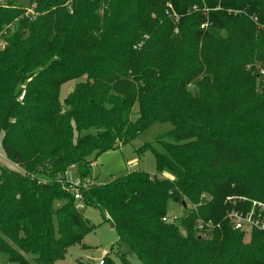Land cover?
Masks as SVG:
<instances>
[{
    "label": "trees",
    "instance_id": "1",
    "mask_svg": "<svg viewBox=\"0 0 264 264\" xmlns=\"http://www.w3.org/2000/svg\"><path fill=\"white\" fill-rule=\"evenodd\" d=\"M2 33L1 144L16 166L0 165L7 264H56L94 231L55 176L71 166L90 176L89 156L155 122L172 124L156 140L166 151L155 152L156 173L80 192L116 232L121 264L129 253L144 264H264V229L226 218L240 207L228 197L264 204V0H7ZM19 133L34 151L13 145ZM40 153L44 170L33 165ZM37 172L50 178L37 182ZM200 221L213 229L199 235Z\"/></svg>",
    "mask_w": 264,
    "mask_h": 264
},
{
    "label": "rangeland",
    "instance_id": "2",
    "mask_svg": "<svg viewBox=\"0 0 264 264\" xmlns=\"http://www.w3.org/2000/svg\"><path fill=\"white\" fill-rule=\"evenodd\" d=\"M7 0H0L5 3ZM20 1V0H16ZM27 12H31L30 9ZM26 12V13H27ZM223 34V33H222ZM5 33L0 34V49L5 43ZM258 65V62L255 64ZM262 78V77H261ZM75 81H69L60 87L59 99L61 106L65 108L63 100L65 96L74 88ZM188 91L191 95L197 91L196 86L189 85ZM22 96L19 97L21 101ZM136 111V109L134 110ZM172 129L170 122H155L141 131L133 140L119 146L116 149L105 151L96 157L89 156L90 177L93 182L105 183L111 178L131 172L134 170L145 171L149 174L156 173L155 152L165 154L164 148L156 141L159 136L167 133ZM2 135L0 134V165L8 169H15L16 166L11 163L5 156L2 144ZM13 145L24 153H30L35 143L22 133L14 134L12 139ZM147 147H144V146ZM37 153V152H36ZM41 153L34 155V167H42L40 164ZM44 170V169H43ZM19 171L22 173L21 169ZM3 174L0 175L2 177ZM37 182L49 179L48 175L37 172L33 174ZM58 205V203H57ZM56 206V204H55ZM169 213L182 215L183 208L176 202H169ZM81 215L87 217L95 225L94 231L85 235L81 242L73 244L67 249L65 257L58 260L56 264H98L104 256L111 258L115 263L121 264L116 250L117 235L107 220L103 219L99 208L92 205L83 206L79 209ZM250 237L246 234L243 239L244 243L250 242ZM128 264H144L135 254L127 255ZM0 264H7L6 255L0 254Z\"/></svg>",
    "mask_w": 264,
    "mask_h": 264
},
{
    "label": "built area",
    "instance_id": "3",
    "mask_svg": "<svg viewBox=\"0 0 264 264\" xmlns=\"http://www.w3.org/2000/svg\"><path fill=\"white\" fill-rule=\"evenodd\" d=\"M75 167L71 166L63 174H57L55 180L62 185L63 188L70 191L76 201L75 207L77 209L82 208L81 190L86 189L88 186L93 184V180L90 176L79 177L75 175ZM226 201L232 202L233 204L240 205V207L232 208L226 215V218L230 221L234 229L241 231H250L252 229H264V204L257 201H251L248 209H244L241 205L245 201V198L240 197H228ZM173 218H162V221L171 222ZM214 225L207 221L205 223L199 222L196 226L199 235L207 233L212 230ZM104 260L100 259L98 264H103Z\"/></svg>",
    "mask_w": 264,
    "mask_h": 264
},
{
    "label": "water",
    "instance_id": "4",
    "mask_svg": "<svg viewBox=\"0 0 264 264\" xmlns=\"http://www.w3.org/2000/svg\"><path fill=\"white\" fill-rule=\"evenodd\" d=\"M184 204V203H183ZM198 238H200V236H198Z\"/></svg>",
    "mask_w": 264,
    "mask_h": 264
}]
</instances>
